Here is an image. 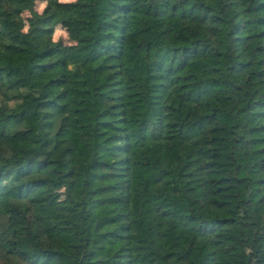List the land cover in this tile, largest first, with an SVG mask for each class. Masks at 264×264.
Segmentation results:
<instances>
[{"label":"trees","instance_id":"obj_1","mask_svg":"<svg viewBox=\"0 0 264 264\" xmlns=\"http://www.w3.org/2000/svg\"><path fill=\"white\" fill-rule=\"evenodd\" d=\"M36 3L0 0V264H264V0Z\"/></svg>","mask_w":264,"mask_h":264},{"label":"rangeland","instance_id":"obj_2","mask_svg":"<svg viewBox=\"0 0 264 264\" xmlns=\"http://www.w3.org/2000/svg\"><path fill=\"white\" fill-rule=\"evenodd\" d=\"M65 1H69V0H65ZM46 5H47V0H37L35 8L38 11L42 12ZM29 14H30V11H25L23 13V17L27 18ZM27 27L28 25H26V28ZM54 38L55 39L62 38L66 41H69L67 29L63 25H58L54 33ZM245 174L248 176H255V174L252 171L245 172ZM257 187H258V184L254 183L253 181H250V183L243 182V183L238 184V189L240 191L239 198H242L243 200H250L252 194H254L257 191L256 190ZM229 212L232 214L234 213L242 214L244 212V209L243 207H240L237 203H234L229 207ZM250 233L251 231L248 228L241 227L240 237L242 239L249 236Z\"/></svg>","mask_w":264,"mask_h":264}]
</instances>
